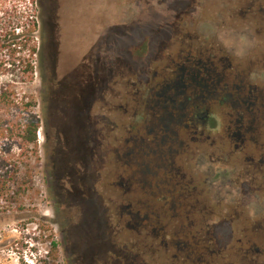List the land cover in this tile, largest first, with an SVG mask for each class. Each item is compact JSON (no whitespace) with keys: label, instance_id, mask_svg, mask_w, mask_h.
<instances>
[{"label":"rangeland","instance_id":"374dc122","mask_svg":"<svg viewBox=\"0 0 264 264\" xmlns=\"http://www.w3.org/2000/svg\"><path fill=\"white\" fill-rule=\"evenodd\" d=\"M33 9L41 44L33 81L15 73L0 81L15 80L20 92L36 96L40 162L24 209L0 214V264H264V120L260 131L233 135L230 160L214 164L218 181L221 170L233 171L232 201L203 214L201 226L192 228L199 231L196 239L171 235L163 243L148 230L136 236L128 225L131 194H124L130 171L123 160L115 170L114 151L119 147L122 153L128 138L145 134L151 92L176 91L174 81L194 62L244 85L246 95L264 93V0H37ZM144 39L147 52L136 59L130 49ZM87 84L82 97L88 93L89 112L78 120L76 105L82 109L83 102H77L74 86ZM223 94L218 88L205 99L212 102L218 135L228 128L234 133L247 107L241 108L236 93L220 105ZM65 95L61 108L56 96ZM76 120L87 122L91 134L94 127L103 129L105 163L101 178L90 182L103 199L92 191L74 197L54 193L57 178L68 174L64 165L55 168L54 128L64 123L73 138ZM58 185L68 187L65 178ZM116 192L120 206L108 200ZM49 235L57 242L53 257L47 255Z\"/></svg>","mask_w":264,"mask_h":264},{"label":"flooded vegetation","instance_id":"af4514ba","mask_svg":"<svg viewBox=\"0 0 264 264\" xmlns=\"http://www.w3.org/2000/svg\"><path fill=\"white\" fill-rule=\"evenodd\" d=\"M193 64L197 68L190 66L182 69L174 81L176 91L151 92L150 117L145 134H134L128 138L127 143L130 145L122 153L119 147L114 149L117 153L115 170L121 169L123 160L126 170L130 171L128 184L131 187L124 192L125 195L131 194L128 225L136 236L142 230H148L163 243L171 235L196 239L195 232L199 231L194 232L192 228L201 226L203 214H212L220 202L232 201L233 181L230 175L233 171L221 170V179L218 181V170L214 164L223 158L225 162L230 160L233 135L243 138L250 132L260 131L264 120V93L246 95L244 85H234L233 81L226 79L223 74L214 73L213 68H208L200 61ZM74 88L77 89V102H83L82 109H77L79 104L76 105L75 116L79 120V115L83 117L89 112L88 93L82 97V90L88 88V84L86 87ZM218 88L224 92L219 100L220 105L228 103L236 93V99L241 100V108H244V104L247 106L239 112L234 133L228 128L225 134L218 135V120L209 111L212 102L205 100L215 96ZM67 97L56 96L61 108L67 102ZM193 99L201 102L193 103ZM57 124L53 144L58 163L55 168L58 171L65 166L68 174L57 178L59 180L55 183L57 190L54 193L58 196L66 192L74 197L92 191L98 195L92 183L101 178L105 163L103 129L94 127L96 133L94 129L91 134L87 122L76 120V131L71 138L68 127L62 122ZM114 139L119 141L118 137ZM261 156L264 157L263 152ZM63 178L68 187L58 185ZM118 179L120 189V174ZM98 196V199L100 196L104 198V194ZM121 198L120 192H116L108 200L113 201L112 205L120 206ZM141 211H144L143 214Z\"/></svg>","mask_w":264,"mask_h":264},{"label":"trees","instance_id":"16d2710c","mask_svg":"<svg viewBox=\"0 0 264 264\" xmlns=\"http://www.w3.org/2000/svg\"><path fill=\"white\" fill-rule=\"evenodd\" d=\"M36 5L37 0H0V77L15 73L24 82L33 81L34 62L41 55V44L36 42ZM147 49L144 39L130 52L142 59ZM37 106L36 96L30 91L20 92L15 80L0 81V214L21 212L24 196L34 191L33 172L40 162ZM48 239L47 255L56 256L57 242L52 235Z\"/></svg>","mask_w":264,"mask_h":264},{"label":"built area","instance_id":"2783aa9c","mask_svg":"<svg viewBox=\"0 0 264 264\" xmlns=\"http://www.w3.org/2000/svg\"><path fill=\"white\" fill-rule=\"evenodd\" d=\"M38 136H39V134H38Z\"/></svg>","mask_w":264,"mask_h":264}]
</instances>
